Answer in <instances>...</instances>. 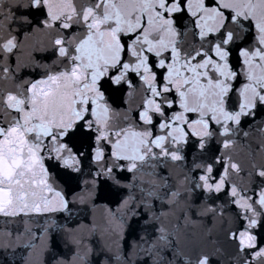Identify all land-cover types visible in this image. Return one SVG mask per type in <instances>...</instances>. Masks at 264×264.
<instances>
[{
  "label": "snow or ice",
  "instance_id": "1",
  "mask_svg": "<svg viewBox=\"0 0 264 264\" xmlns=\"http://www.w3.org/2000/svg\"><path fill=\"white\" fill-rule=\"evenodd\" d=\"M10 17L16 31L8 25L0 40V73L15 80L18 68L31 71L0 93V216L70 213L56 181L75 179L86 163L92 187L103 177L120 190L178 162L190 165V196L222 200L213 214L231 208L226 238L238 264H264V164L253 163L241 187L230 154L249 135L245 125L264 116V0H0V20ZM34 25L55 35L21 66L19 38ZM140 183L149 187L129 196L125 215L144 227L131 245L137 260L124 264H215L218 250L178 253L162 228L149 233L151 201L180 193ZM100 255L96 264H111Z\"/></svg>",
  "mask_w": 264,
  "mask_h": 264
},
{
  "label": "water",
  "instance_id": "2",
  "mask_svg": "<svg viewBox=\"0 0 264 264\" xmlns=\"http://www.w3.org/2000/svg\"><path fill=\"white\" fill-rule=\"evenodd\" d=\"M82 2L77 0L78 4ZM8 25H11L15 33L16 25L12 23L11 17L0 20V40L8 34ZM54 35L46 30L40 31L34 25L31 32L20 36L14 59L21 66L29 64L33 48H50ZM29 71L28 68H18L16 75L22 79L15 80L11 77L5 80L0 73V93L15 91L18 85L30 78L26 75ZM123 114L121 107L119 116ZM260 120H264V116L259 117L250 127L245 125L244 131H248L249 135L245 137L242 132L235 138L236 143L230 149L231 156L243 169L239 175L233 174L231 179L241 187L248 183L247 171L252 164H264V151L260 147L264 144V129L256 127ZM189 166L167 161L154 170L157 176L137 173V187L116 190L103 177L92 187V176L89 174L91 169L86 163L83 174L75 179L61 178L56 181L58 188L73 201L70 213L31 218L0 216V264H56V261L60 264H96L98 259L103 258L101 253L113 258L111 264H124L125 260L136 261L131 245L136 234L142 231L144 221L139 217L125 215L127 209L124 202L130 195L139 198L142 195L140 189L149 187L148 183L141 181L156 185L166 183L168 187L164 191L180 193L179 197L169 195L163 201H151L154 218L152 224L147 226L149 233L156 234V229L162 228L178 253H215L218 250L215 264H238L235 248L226 238L228 229L234 226L232 210L225 207L223 215L219 212L213 214L208 209L218 208L223 204L222 200L188 194L189 184L184 177ZM150 171L153 170L145 169V172ZM121 175L127 176L122 183L128 184L131 174ZM167 254L171 258V251ZM116 257L121 259L117 260Z\"/></svg>",
  "mask_w": 264,
  "mask_h": 264
}]
</instances>
